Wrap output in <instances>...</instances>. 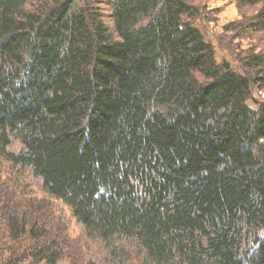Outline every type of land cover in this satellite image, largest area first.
Returning <instances> with one entry per match:
<instances>
[{
  "label": "trees",
  "instance_id": "1",
  "mask_svg": "<svg viewBox=\"0 0 264 264\" xmlns=\"http://www.w3.org/2000/svg\"><path fill=\"white\" fill-rule=\"evenodd\" d=\"M195 1L0 0V264H57L64 207L108 264H264V48L219 62Z\"/></svg>",
  "mask_w": 264,
  "mask_h": 264
},
{
  "label": "rangeland",
  "instance_id": "2",
  "mask_svg": "<svg viewBox=\"0 0 264 264\" xmlns=\"http://www.w3.org/2000/svg\"><path fill=\"white\" fill-rule=\"evenodd\" d=\"M237 1L238 0H196L194 2L198 7L199 14L195 17L193 23L201 30L207 41H211L218 46L219 49H217L216 57L219 62L228 59L233 64H237L238 55L245 54L246 50L252 45L261 47L259 49L264 48V38L260 35L239 32L240 26L244 22L242 14L243 12L248 13V11H239ZM229 46H237L234 53L229 52ZM257 92V97H259L261 92ZM261 97L264 98V93ZM250 104L254 105L253 102H250ZM21 148L22 145L20 142L13 138L12 145L9 149L18 153ZM2 167L5 169L7 168V165ZM9 170L14 171L12 165L9 166ZM0 175L3 177L6 176L4 173H0ZM28 175L31 176L29 173ZM31 180L32 183H30L29 189L35 194L42 196L43 193H41L39 189L38 182L34 179ZM55 204L62 209L59 201H55ZM62 211L69 217V233L75 242L70 244L73 249L67 245V252L63 254L61 260L57 264H85L88 259L91 261L92 259H94V261L98 260L101 264H108L105 261V258L108 256L106 249L99 243V245L91 243L89 242V239L82 238L83 234L81 227L77 224L74 218L70 217L69 210L64 207V210L62 209ZM124 246L126 247V251H130L131 254L138 257V249L137 247H134V244L126 242Z\"/></svg>",
  "mask_w": 264,
  "mask_h": 264
}]
</instances>
